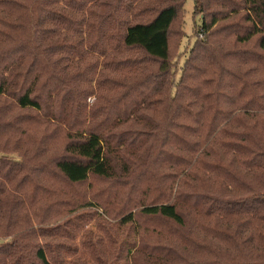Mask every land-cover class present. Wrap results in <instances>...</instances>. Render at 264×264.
<instances>
[{
    "label": "trees",
    "instance_id": "obj_1",
    "mask_svg": "<svg viewBox=\"0 0 264 264\" xmlns=\"http://www.w3.org/2000/svg\"><path fill=\"white\" fill-rule=\"evenodd\" d=\"M187 1L0 0V264H264V0Z\"/></svg>",
    "mask_w": 264,
    "mask_h": 264
},
{
    "label": "rangeland",
    "instance_id": "obj_2",
    "mask_svg": "<svg viewBox=\"0 0 264 264\" xmlns=\"http://www.w3.org/2000/svg\"><path fill=\"white\" fill-rule=\"evenodd\" d=\"M194 4H193V0H188L186 5H185V8H186V17H185V29H186V36L185 38L183 39L182 41V46H185V44L188 42V38L190 35H192V29H193V19L195 18L194 16ZM183 13V12H182ZM198 17V16H197ZM197 22H199V18H197ZM183 18H182V15L181 17L178 19L177 21V24L174 28V34H176V32H180V30L183 28ZM198 27V26H197ZM194 37H191V41L194 42ZM186 56L183 55V57L181 59H184V57ZM93 99H90L89 98V102H92ZM15 140V138L13 139V141ZM60 138L57 139V141L53 142L51 145H50V149H53V148H56L59 146L60 144ZM92 181H88L86 182L84 185H77L76 186V192L79 193L76 195V192L74 191L73 189V193H75V195L78 197L80 195H88V194H97V203L101 205V207H97V206H94L92 209L93 210H99V214L100 216L98 217L99 219L103 218L111 223H113L114 225H116V223H118V216H115L117 215L116 213L118 212L117 209L118 207L120 206V202H119V199H125V198H128L126 195H123V196H119V194L117 192H114L113 189H111V187H115L116 190H120L119 187L115 186V185H109L108 183L106 182H103V181H98V180H93V182L91 183ZM109 188V189H108ZM90 207L87 206V207H84L83 209V217L89 213H87L89 211ZM104 210H108V212L111 214V215H108L104 212ZM82 216L79 217V219H76L72 222H80V220L82 219ZM153 223V222H152ZM89 225V229L88 230H91V229H94V240L97 239L102 233H98V229H97V226L96 224V220H92L91 218L88 220V223ZM118 227V225H117ZM116 227V228H117ZM128 231V227H123V228H119V229H115V235H118V240L120 242L124 241L125 238L127 237V233L126 231L124 232L123 229H125ZM86 230V229H85ZM119 230V231H118ZM118 231V232H117ZM81 239H78V241L80 242ZM78 242V245H77V248H82V246H80ZM108 247V246H107ZM83 250V248H82ZM87 258V257H86ZM5 259L4 258H0V261H4ZM70 259L67 258L65 260V264H69L70 263Z\"/></svg>",
    "mask_w": 264,
    "mask_h": 264
}]
</instances>
